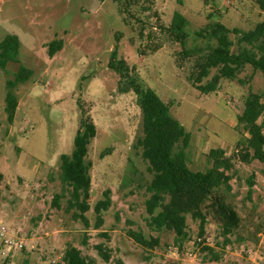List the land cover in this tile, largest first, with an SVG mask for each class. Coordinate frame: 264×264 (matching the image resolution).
<instances>
[{
    "label": "rangeland",
    "instance_id": "1",
    "mask_svg": "<svg viewBox=\"0 0 264 264\" xmlns=\"http://www.w3.org/2000/svg\"><path fill=\"white\" fill-rule=\"evenodd\" d=\"M130 1L126 23L112 0H0V42L16 34L23 43L21 62L0 68V264H57L71 245L96 264H264V231L256 237L264 228V163L259 161L236 159L228 201L240 213L242 226L225 237L209 217L205 236L212 240L204 246L214 254L203 252L200 222L190 216L189 240L182 250L173 232L149 226L146 186L153 176L136 148L143 123L140 95L123 92L135 77L171 103L173 116L192 134L191 169L210 168L212 149L238 155L245 135L237 128L238 117L248 96L264 91V74L247 66L236 80H223L216 93L202 94L191 79L196 57L184 60L180 44L145 23L170 26L180 12L190 21L187 48L193 49L206 46L195 33L211 13L221 12V22L230 29L250 31L264 21V11L248 0ZM143 27L152 40L141 37ZM232 39L237 43L238 36ZM54 40H63L64 48L51 58L48 45ZM154 46L161 48L154 51ZM233 49L237 52L238 44ZM116 58L126 61L125 76L111 66ZM22 67L33 76L19 87V108L9 124L6 83ZM83 112L97 128L87 157L92 177L88 226L74 220V211L67 212L69 193L60 181L61 158L73 152ZM259 123L264 125V115ZM106 193L111 205L98 215L95 207ZM57 195L64 196L60 207L53 203ZM3 228L7 234L2 236ZM130 233L157 239L158 245L145 246ZM6 240L24 246L8 253ZM97 245L111 255L109 263Z\"/></svg>",
    "mask_w": 264,
    "mask_h": 264
},
{
    "label": "trees",
    "instance_id": "2",
    "mask_svg": "<svg viewBox=\"0 0 264 264\" xmlns=\"http://www.w3.org/2000/svg\"><path fill=\"white\" fill-rule=\"evenodd\" d=\"M112 1L118 4L127 23L126 15L129 13L131 1ZM248 1H252L264 11V0ZM208 19L209 22L195 33L198 39L205 41L206 46L193 49L187 48L191 34L188 32L190 21L180 12L175 13L170 26L157 24L152 27L149 23H145V26L151 30H159L160 33L164 32L171 40L180 44L184 60L196 57V72L192 74L191 79L193 86L202 94L216 93L223 80H236L247 66L264 74V21L250 31H243L230 29L223 24L221 12L214 15L211 13ZM146 27H143L140 35L152 40L151 32L144 36ZM232 35L238 36L237 43L232 39ZM236 44L237 52L233 49ZM22 48L23 43L18 35L7 34L0 42V68L7 70L10 63H20ZM63 48V40H54L48 45V55L53 58ZM160 48L154 46L153 50L158 51ZM149 50H152V46ZM116 60L118 62H112V68L125 76L129 68L126 61L118 58ZM32 76L31 70L22 67L14 79L6 83L5 111L9 124L14 123L19 108L18 89L29 82ZM128 81L123 92L132 90L140 95L143 114L142 135L137 139L136 148L141 150V156L149 165L153 176L146 186L149 194L146 202L150 215L149 226L154 231L173 232L175 244L181 250L189 240V216L200 222L199 238L205 237V226L209 217L221 225L225 237L235 235L242 226V217L237 208L228 201V194L232 190L231 172L238 157L245 164H252L254 161L264 163V125L259 123L264 115V91L259 94L251 93L245 102L243 114L238 117L237 128L245 133L244 139L238 143V155L232 157L228 156L224 149H212L208 154L211 167L205 171H195L190 167L189 157L192 134L173 116L171 103L165 102L152 88L142 87L135 77H130ZM96 136L94 121L83 112L73 152L61 158L60 181L69 193L67 212L74 211V220H84L87 226L89 222L85 214L91 209L89 200L92 188L91 165L87 157L89 147ZM110 151L111 149H108L104 155ZM3 181L4 175L0 173V198ZM250 185L252 187L254 183L251 182ZM62 197L64 196L55 197L53 203L56 207H60ZM110 205L111 201L106 193V200L100 201L95 211L100 215L102 211H107ZM102 222L100 218L97 229L101 227ZM263 231L264 228L260 229L256 237ZM130 235L145 246L154 248L158 245L157 239L147 241L142 235ZM96 248L105 262L109 263L111 255L104 250L103 245H97ZM203 252L214 254V250L209 246H204ZM57 264L96 263L84 256L79 248L71 245L66 249L62 261ZM116 264L125 263L118 260Z\"/></svg>",
    "mask_w": 264,
    "mask_h": 264
},
{
    "label": "built area",
    "instance_id": "3",
    "mask_svg": "<svg viewBox=\"0 0 264 264\" xmlns=\"http://www.w3.org/2000/svg\"><path fill=\"white\" fill-rule=\"evenodd\" d=\"M2 236L6 233L7 234V230H5V228H3L2 230ZM212 239L210 237H203V238H198V242L201 243L202 246L204 245H210V241ZM6 243H8L7 249H8V253L11 252L13 250V248H23V243L22 242H12V241H8L6 240Z\"/></svg>",
    "mask_w": 264,
    "mask_h": 264
}]
</instances>
